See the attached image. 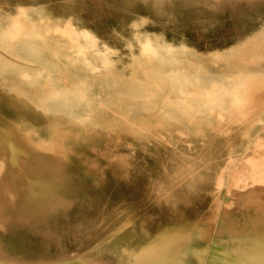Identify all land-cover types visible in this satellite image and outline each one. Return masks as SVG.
I'll return each mask as SVG.
<instances>
[{"label": "bare ground", "instance_id": "6f19581e", "mask_svg": "<svg viewBox=\"0 0 264 264\" xmlns=\"http://www.w3.org/2000/svg\"><path fill=\"white\" fill-rule=\"evenodd\" d=\"M141 23L126 71L69 18L38 6L0 17V264H264V31L213 55L143 36ZM88 152L116 177L155 169L163 201L213 184L208 215L151 235L134 209H99L86 178L99 185L105 172Z\"/></svg>", "mask_w": 264, "mask_h": 264}, {"label": "rangeland", "instance_id": "374dc122", "mask_svg": "<svg viewBox=\"0 0 264 264\" xmlns=\"http://www.w3.org/2000/svg\"><path fill=\"white\" fill-rule=\"evenodd\" d=\"M0 3V17L15 12L18 6H38L55 20L69 18L76 27L89 30L99 47L112 49L115 70H129L132 55L138 53L135 39L137 30L131 26L135 20H143L138 31L143 36L146 34L147 37H156L175 45L183 43L202 54L213 55L217 51L222 53L232 46H239L243 41L242 45H246L253 37H256V41L262 40L258 34L264 31V0H0ZM254 31L258 33L255 35ZM69 53L74 55L73 51ZM126 86L128 89L132 87L131 83H126ZM127 143L128 140L120 142L119 150L127 151ZM99 146L101 150L113 147L104 143ZM87 155L105 172L106 180L93 185L92 181L97 175L92 171L86 178L85 192L98 200L99 209L108 211L115 206L134 209L136 223L140 224L144 218L151 235L164 226L178 224L182 219L209 213L215 196L213 184L179 193L170 187V197L173 198L163 201V194L158 195L154 190L157 186L163 188L168 181L160 177L155 169L136 165L120 178L114 175L111 168L105 167L106 159L102 154L88 152ZM135 155L141 162L150 160V155L137 149ZM130 196L134 197V202ZM146 197H150L151 205L149 212L143 214L142 208L147 207L144 205ZM231 206L238 209L235 204ZM77 214L76 210H72L67 218H59L57 229L63 233L72 229L70 224L77 218ZM202 243V240L195 241L197 245ZM88 244L84 243L81 248ZM63 245L70 250L75 247L69 239ZM105 256L115 259L114 256Z\"/></svg>", "mask_w": 264, "mask_h": 264}]
</instances>
